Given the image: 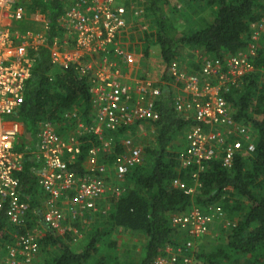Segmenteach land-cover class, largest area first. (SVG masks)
<instances>
[{
  "label": "trees",
  "instance_id": "16d2710c",
  "mask_svg": "<svg viewBox=\"0 0 264 264\" xmlns=\"http://www.w3.org/2000/svg\"><path fill=\"white\" fill-rule=\"evenodd\" d=\"M176 2L179 0H175ZM198 4L211 12L209 21L202 20L199 26L178 31L174 21L164 10L169 0H145L140 22L133 26L137 37L136 51L145 60L152 45L159 46V53L165 68L162 81L173 80L166 67L172 61H178L187 72L196 73L201 64L191 57L185 58L183 51H199L209 55L223 66L229 57L239 51L248 53V46L256 44L253 54L249 55L255 71L244 76L241 86H231L224 93V98L233 110L237 122L247 126L252 133L254 149L248 153H235L229 167L223 165L220 158L198 163L184 162L180 155L182 144H175L177 134L194 124L192 118H185L175 110L171 99L169 84L157 83L160 94L154 108L159 118L148 125L153 131L148 145L142 146L144 160L130 166L116 178V172L103 174V180L120 181L119 196L108 197V210L101 226L107 222L108 229L94 228L86 235V244L79 252L71 249L70 241L74 231L58 234L44 231L38 237L40 252L43 253L38 264H112L116 257L113 251L115 241L108 234L122 228L137 232L145 237L138 261L127 264H157L156 258L163 255L170 245L177 253L176 261L180 264L181 256L200 257L201 264H264V83L260 69L264 68V32L254 26L264 20V2L261 0H183ZM63 0H51L46 3L34 0L28 10L40 9L48 21L47 40L56 32V19L62 10ZM138 25L145 26L143 30ZM32 73L26 81L23 100L14 116L21 124L20 140L17 149L27 146L22 171L19 173L20 197L27 204V220L20 226L8 222L0 211V254L6 252L9 244L14 245L15 234H26L39 221V211L46 195L36 181V170L42 166L34 151L37 126L50 121L58 126L61 135H67L80 120L86 124L93 122L91 94L86 75H79L72 65L65 68H53L50 53L41 47L35 53ZM188 59V60H187ZM146 66V61H145ZM75 112H72L73 110ZM66 115V116H65ZM141 122V121H140ZM139 121L119 128L113 132V150L119 152L118 140L124 130L130 127V133H136L147 122ZM81 152L68 169L75 173H88L85 155L94 139L88 135H79ZM234 140V138H233ZM28 142V143H27ZM244 144V142H243ZM135 145V144H134ZM111 154V156H114ZM111 161V157H107ZM198 173L199 185L193 194H186L176 184L182 181L192 185L193 174ZM230 188V189H228ZM43 193V194H42ZM41 196V197H40ZM194 206L203 213H213L212 221L220 218L231 219L229 230L216 236L215 243L209 247L197 245L194 250L187 243L192 240L188 232L172 225L174 213H188ZM99 213V212H98ZM90 218V215L85 216ZM71 221V224L77 223ZM77 227L79 225L77 224ZM14 234V235H13ZM108 239V241H107ZM13 240V241H12ZM12 241V242H11ZM107 241L106 245L104 243ZM100 243V244H99ZM103 248V249H102ZM44 252L46 254H44Z\"/></svg>",
  "mask_w": 264,
  "mask_h": 264
},
{
  "label": "built area",
  "instance_id": "2783aa9c",
  "mask_svg": "<svg viewBox=\"0 0 264 264\" xmlns=\"http://www.w3.org/2000/svg\"><path fill=\"white\" fill-rule=\"evenodd\" d=\"M33 1L0 0V211L10 224L20 226L28 215L27 204L20 197L18 177L28 151L27 146L16 148L21 142V124L14 116L22 103L35 53L41 47L48 49L53 68L60 70L72 65L79 75L88 77L94 116L90 124L77 120L67 135L59 134L58 126L50 121L37 126L32 153L42 163L36 170V181L46 195L38 213V225L42 228L39 236L44 231L58 234L75 231L71 221L91 212L105 213L108 207L102 209L100 200L121 194L115 179L144 157L142 147L134 145L125 134L118 140L121 150L114 154L109 134L137 121L152 122L159 118L154 108L160 94L157 83L171 86L175 110L194 121L184 131L181 160L194 161L201 170L202 162L220 158L229 167L235 153L253 151L252 133L234 119L224 93L231 86H239L238 80L245 74L255 71L249 55L254 53L256 44L248 46V53L239 51L229 57L224 66L206 55L196 73L187 72L175 60L166 67L173 80L152 81L147 73L143 79H137L133 69L144 65V60L135 49L136 40L131 39L132 35L137 37L133 26L142 21L141 0H63L56 32L50 40H47L48 21L40 11L32 13V28L25 32L11 28L12 22L24 18L26 5ZM254 27L256 39L258 30L264 32V20ZM260 71L264 83V68ZM78 134L94 139L85 155L88 173L68 169L81 152ZM108 156L112 158L110 162ZM105 171L116 172V178L103 180ZM197 179L198 173H194L192 185L182 181L176 184L191 195L199 185ZM212 217L213 213L206 214L194 207L188 213L172 215L171 222L193 237L208 232ZM14 237L15 244L6 247V255L10 256L7 263L17 264V255H35L39 250L38 236L31 232ZM187 245L192 246L191 241ZM176 257L177 253L168 245L156 263L171 264ZM180 259V264H196L192 256Z\"/></svg>",
  "mask_w": 264,
  "mask_h": 264
},
{
  "label": "rangeland",
  "instance_id": "374dc122",
  "mask_svg": "<svg viewBox=\"0 0 264 264\" xmlns=\"http://www.w3.org/2000/svg\"><path fill=\"white\" fill-rule=\"evenodd\" d=\"M169 1L171 4V8L173 7V5H175L176 11H171L168 5L164 7V10L167 14L170 15V17L174 21L175 23L174 25H176L178 31L187 30L194 26H199L202 23L203 19L205 21H209L211 18L210 16L211 12L209 10L203 9L202 7H200L198 4H195L194 2H190L191 7H188L187 6L188 4L183 0H179L177 2L175 0H169ZM261 1L264 2V0H261ZM141 2H145V0H141ZM28 7L29 5H26L24 18L21 21L11 23V28L13 31H21V32L24 31L25 32L26 30L33 27V21L31 20L32 13L30 10H28ZM37 11H40V13L42 14L40 9H37V10L34 9V11L32 10L33 13ZM144 28L145 26L139 25V29L143 30ZM183 54L185 58L191 57L195 60V62L198 61L201 65L204 62L203 58L207 55V54L202 55V53L199 51L191 52L189 50L183 51ZM143 60H144V63L142 64L144 65H142L140 68L133 69V74H135L137 79H143L147 73V76L151 77L152 81L161 80L160 77L164 71L165 66L162 63L161 58H160L159 46L152 45L150 47V51H149L147 59L145 60V58H143ZM145 61H146V66H145ZM244 76L240 80H238L239 86H241ZM261 76H262V72L260 71L259 82L261 81ZM132 79H135V78H132ZM75 111L76 110L74 109L72 112H75ZM141 123L143 122H140L139 124ZM150 123L151 122H147V124L141 127L140 130L137 131L136 133L128 132V129H130V127H128L127 129L124 130V134L127 137L131 138L133 143L137 146L142 147L144 146V144L148 145L149 141L153 137V131L147 130L148 125H150ZM109 135L113 138V133H110ZM181 141L183 143L182 133L176 135L175 144L177 143L182 144ZM142 154L144 157L145 155H144L143 149H142ZM119 183L120 181H116V184L119 185ZM120 192H121V189H120ZM113 196L116 197L115 195ZM107 200L108 198H102L100 200L99 206L102 209H105L107 207L109 208V204ZM192 209H194V206H192L189 210H192ZM102 214H103L102 212H99V213L91 212L90 214H88L90 215V218H87L84 216L83 218L79 219L77 223L74 224V230H75L73 233L74 237L70 241L71 249L74 252H79L83 248V246L86 244V235L89 232H91L94 228H97L100 230L104 228L106 229L109 228V226L107 225V222H104V225L101 226V221L106 219V217H103L105 215H102ZM174 214H180V213H174ZM220 218L223 221L219 222L220 220L216 218L215 223L210 226V229H208V232L206 234H200L198 236L192 237L191 244H192L193 250L194 248L197 247L198 244L201 245L202 247L209 246V245H210L209 247H211L215 243L217 235L225 233L227 230L230 229L229 224L231 223V219L225 218L224 213H222ZM77 224L79 225V227H77ZM41 231H42V228L36 223L34 227L31 229V234H34L35 236L39 237ZM108 237L112 239L113 241H115V244H116V247L113 251V254L115 255L116 259L110 261V263L127 264L126 263L127 261H133V262L138 261L141 250L144 245V241H145V237L142 234L137 233V232L127 231L122 228H116L108 234ZM107 241L104 243V245H106ZM6 254H7L6 252H4L3 255L0 254V264H9L7 263V259L10 260V256L9 255L7 256ZM42 254L43 253L40 252V248H39V250L37 251L35 255H26V254L17 255L16 261H17V264H21V262L23 264H38L41 262V259L43 257ZM44 254L46 253L44 252ZM194 259H195L196 264H201L202 260L199 256Z\"/></svg>",
  "mask_w": 264,
  "mask_h": 264
}]
</instances>
